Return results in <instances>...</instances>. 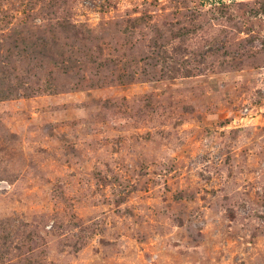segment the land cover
<instances>
[{
    "label": "rangeland",
    "instance_id": "1",
    "mask_svg": "<svg viewBox=\"0 0 264 264\" xmlns=\"http://www.w3.org/2000/svg\"><path fill=\"white\" fill-rule=\"evenodd\" d=\"M0 45V264H264V0H0Z\"/></svg>",
    "mask_w": 264,
    "mask_h": 264
},
{
    "label": "trees",
    "instance_id": "2",
    "mask_svg": "<svg viewBox=\"0 0 264 264\" xmlns=\"http://www.w3.org/2000/svg\"><path fill=\"white\" fill-rule=\"evenodd\" d=\"M140 20H142V18H135V19H133V21L132 22H138V21H140ZM67 25H68V27H67ZM59 26V28L58 29H60V30H62L63 32H72L73 31V36H77L78 38H81V39H85V37H84V33L85 34H91V30H89V29H83V28H79V27H77L75 24H69V23H62L61 25H58ZM68 28H70V29H68ZM35 52H34V50H33V55L34 56H36V55H40V53H43V52H45L46 50H47V45H46V43L45 42H41V43H37L36 45H35ZM2 50H4V48H2L1 49V45H0V60L3 58V57H5V55H7L8 54V56L11 54V51L9 50V48L8 49H6V50H4L3 52H2ZM4 53H5V55H4ZM1 54H3V55H1ZM5 59V58H4ZM4 62H5V64H2L3 62H0V75H3V72H2V70L3 69H5L6 67H5V65L7 64L6 63V59L4 60ZM2 72V73H1ZM4 74H5V72H4ZM4 76V75H3ZM1 80V79H0ZM0 91H3V89L2 88H0ZM8 97H10V94L9 93H6L5 94V92H0V100H3V99H6V98H8Z\"/></svg>",
    "mask_w": 264,
    "mask_h": 264
}]
</instances>
